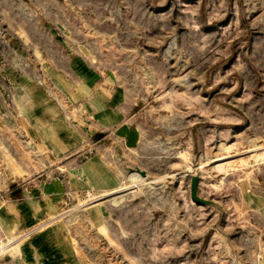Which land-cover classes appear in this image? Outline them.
<instances>
[{
	"label": "rangeland",
	"instance_id": "1",
	"mask_svg": "<svg viewBox=\"0 0 264 264\" xmlns=\"http://www.w3.org/2000/svg\"><path fill=\"white\" fill-rule=\"evenodd\" d=\"M0 264H264V0H0Z\"/></svg>",
	"mask_w": 264,
	"mask_h": 264
},
{
	"label": "bare ground",
	"instance_id": "2",
	"mask_svg": "<svg viewBox=\"0 0 264 264\" xmlns=\"http://www.w3.org/2000/svg\"><path fill=\"white\" fill-rule=\"evenodd\" d=\"M93 200H95V198H94ZM93 203H94V202H93Z\"/></svg>",
	"mask_w": 264,
	"mask_h": 264
},
{
	"label": "crops",
	"instance_id": "3",
	"mask_svg": "<svg viewBox=\"0 0 264 264\" xmlns=\"http://www.w3.org/2000/svg\"><path fill=\"white\" fill-rule=\"evenodd\" d=\"M32 260H34V259H32ZM37 262V261H36Z\"/></svg>",
	"mask_w": 264,
	"mask_h": 264
},
{
	"label": "water",
	"instance_id": "4",
	"mask_svg": "<svg viewBox=\"0 0 264 264\" xmlns=\"http://www.w3.org/2000/svg\"><path fill=\"white\" fill-rule=\"evenodd\" d=\"M195 193V192H194Z\"/></svg>",
	"mask_w": 264,
	"mask_h": 264
}]
</instances>
